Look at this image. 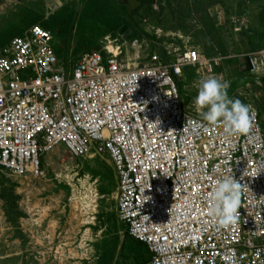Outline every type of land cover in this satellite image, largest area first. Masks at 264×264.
<instances>
[{
  "label": "built area",
  "instance_id": "2783aa9c",
  "mask_svg": "<svg viewBox=\"0 0 264 264\" xmlns=\"http://www.w3.org/2000/svg\"><path fill=\"white\" fill-rule=\"evenodd\" d=\"M57 37L37 25L0 50V169L40 175L58 147L72 159H107L118 219L147 247V264H232L233 250L236 264H264V125L255 94L264 33L263 47L247 56L251 122L230 135L222 121L183 106L184 77L213 73L199 48L172 55L157 47L132 64L106 36L74 61ZM229 170L240 185L238 222L209 215V193Z\"/></svg>",
  "mask_w": 264,
  "mask_h": 264
},
{
  "label": "rangeland",
  "instance_id": "374dc122",
  "mask_svg": "<svg viewBox=\"0 0 264 264\" xmlns=\"http://www.w3.org/2000/svg\"><path fill=\"white\" fill-rule=\"evenodd\" d=\"M129 13L132 28L109 36L128 63L144 62L157 47L172 55L196 47L211 61L210 75L229 81V96L248 99L255 85L243 60L251 51H241L237 36L249 40L262 33L264 0H147ZM134 32L142 37L129 42ZM102 39L95 41L97 49ZM57 40L66 58L76 61L87 53L86 46L77 52L83 41L77 31ZM229 45L236 47L233 54ZM200 78L190 71L179 87L184 108L199 117L194 98ZM41 171L21 178L0 169V264H144L146 249L125 240L117 216L112 163L72 159L60 147L42 159Z\"/></svg>",
  "mask_w": 264,
  "mask_h": 264
},
{
  "label": "trees",
  "instance_id": "16d2710c",
  "mask_svg": "<svg viewBox=\"0 0 264 264\" xmlns=\"http://www.w3.org/2000/svg\"><path fill=\"white\" fill-rule=\"evenodd\" d=\"M125 15V8L115 7L112 0H84L80 13L64 6L47 17L45 6L40 2L34 6L24 7L17 17L13 15L8 18L6 28L0 32V50L27 29L39 25L49 32H57L59 38L64 41L69 40L76 31L79 32L83 41L77 52L86 46L87 53H91L97 50L95 41L106 36H116L122 28H132L129 20L125 19ZM141 37L139 32H134L128 40L136 42ZM125 240L136 242L140 247H144L147 256L143 263L147 264L150 261L151 255L145 244L137 242L128 232L125 233Z\"/></svg>",
  "mask_w": 264,
  "mask_h": 264
},
{
  "label": "clouds",
  "instance_id": "9594fccd",
  "mask_svg": "<svg viewBox=\"0 0 264 264\" xmlns=\"http://www.w3.org/2000/svg\"><path fill=\"white\" fill-rule=\"evenodd\" d=\"M230 83L216 77L202 79L196 85L194 104L203 121L215 123L222 121L226 135L246 130L251 122V106L229 96ZM206 109V110H205ZM229 170L214 183L209 193V215L221 222H238L239 183L230 175ZM230 260L236 264L233 250Z\"/></svg>",
  "mask_w": 264,
  "mask_h": 264
},
{
  "label": "crops",
  "instance_id": "0c3cea01",
  "mask_svg": "<svg viewBox=\"0 0 264 264\" xmlns=\"http://www.w3.org/2000/svg\"><path fill=\"white\" fill-rule=\"evenodd\" d=\"M147 0H112V3L115 7H124L126 10L125 19L129 18V10L136 9L139 6L144 5V3ZM151 1V0H150ZM42 2L45 6L46 10V16H50L51 14H54L61 10L64 6H68L70 8H73L76 12L80 13L83 9L84 0H73L72 4L71 2H68L67 0H0V32H2L6 28V22L8 20L9 16H18L19 12L23 10L24 7L34 6L38 3ZM8 8L10 9L11 14H6ZM264 30L262 33H253L252 39L249 40H241L237 35L238 42L240 43V49L244 53L257 52L263 47L262 37H263ZM228 51L233 54L236 51V47L233 45H229ZM250 53H248L249 55ZM245 62V66L243 69L247 70V72L250 69L248 59L246 56V59L243 60ZM262 89L257 91L259 96L258 101V107L260 111L262 112V121L264 125V81L262 82Z\"/></svg>",
  "mask_w": 264,
  "mask_h": 264
},
{
  "label": "bare ground",
  "instance_id": "6f19581e",
  "mask_svg": "<svg viewBox=\"0 0 264 264\" xmlns=\"http://www.w3.org/2000/svg\"><path fill=\"white\" fill-rule=\"evenodd\" d=\"M135 50H136V58H138L139 56H140V48H139V46L137 45L136 47H135ZM201 78H203V79H209V78H213L210 74H205L204 76L201 74ZM60 147H58V148H56V150L57 149H59ZM55 150V151H56ZM87 207V206H86Z\"/></svg>",
  "mask_w": 264,
  "mask_h": 264
},
{
  "label": "water",
  "instance_id": "95a60500",
  "mask_svg": "<svg viewBox=\"0 0 264 264\" xmlns=\"http://www.w3.org/2000/svg\"><path fill=\"white\" fill-rule=\"evenodd\" d=\"M126 32V28H122L120 31H119V35Z\"/></svg>",
  "mask_w": 264,
  "mask_h": 264
}]
</instances>
